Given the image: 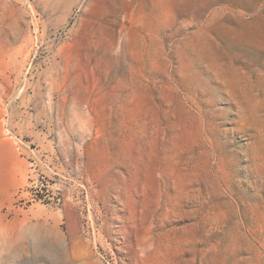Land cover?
<instances>
[{
  "label": "rangeland",
  "instance_id": "1",
  "mask_svg": "<svg viewBox=\"0 0 264 264\" xmlns=\"http://www.w3.org/2000/svg\"><path fill=\"white\" fill-rule=\"evenodd\" d=\"M0 264H264V0H0Z\"/></svg>",
  "mask_w": 264,
  "mask_h": 264
},
{
  "label": "bare ground",
  "instance_id": "2",
  "mask_svg": "<svg viewBox=\"0 0 264 264\" xmlns=\"http://www.w3.org/2000/svg\"><path fill=\"white\" fill-rule=\"evenodd\" d=\"M196 111V110H195ZM196 112H198L200 115H203V111L201 110V109H197V111ZM226 113H228V112H226ZM236 134V133H235ZM233 135V134H232ZM231 143H232V139H231ZM91 185V184H90ZM82 186V185H81ZM97 187V186H96ZM96 194H97V192H95ZM116 203V202H115ZM96 205H97V203H96ZM94 211V210H93ZM90 213H91V211H90ZM99 215V214H98ZM145 215V214H144ZM89 216H91V215H89ZM92 220V219H91ZM138 221V220H137ZM94 222V221H93ZM102 222V221H101ZM91 223V222H90ZM120 223V222H119ZM93 224V223H92ZM143 224V223H142ZM93 226V225H92ZM94 228V227H93ZM119 228V227H118ZM131 232V231H130ZM140 232H141V230H140ZM95 233V232H94ZM94 236V235H93ZM138 237V236H137ZM95 238V237H94ZM96 240V239H95ZM69 241V240H68ZM94 243H96V242H94ZM96 246V245H95ZM96 249V248H95ZM98 251V250H97ZM102 257V256H101Z\"/></svg>",
  "mask_w": 264,
  "mask_h": 264
}]
</instances>
